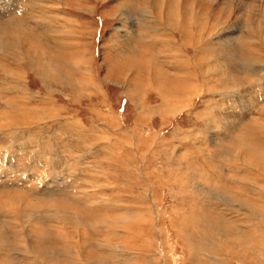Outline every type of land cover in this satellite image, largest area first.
Here are the masks:
<instances>
[{"label":"rangeland","instance_id":"374dc122","mask_svg":"<svg viewBox=\"0 0 264 264\" xmlns=\"http://www.w3.org/2000/svg\"><path fill=\"white\" fill-rule=\"evenodd\" d=\"M59 1L0 0L1 30L22 22L43 42L22 50V66L9 62L15 68L6 67L25 74L24 80L0 71V115L12 121L0 122V217L10 204L16 210L23 199L28 204L44 200L43 207L83 214L88 226L101 223L95 235L83 230L82 264H264V163L253 154H264L259 128L264 123V48L254 40L247 46L264 35V0ZM148 6L155 16L159 12L154 9L165 6L198 12L209 26L204 33L191 25L189 35L196 40L203 32L207 42L189 43L181 29L161 18L143 15L153 17L143 20L141 11ZM155 27L167 33L159 37ZM257 27L260 33L249 34ZM12 38L10 31L7 40ZM153 38L160 45L150 48ZM170 46L181 47L190 58L206 52L205 74L194 76L197 98L195 88L186 98L177 93L180 81L186 80V87L191 81L184 77L188 72L180 63L181 52L173 58ZM36 50L62 61L68 87L50 80L45 89ZM69 61H76V67ZM149 63L156 78L147 75ZM32 68L38 73L31 74ZM204 79L211 84L205 87ZM77 84L80 95L75 98L72 87ZM157 86L176 94L162 115L146 109L163 103L152 91ZM180 100L187 105L177 114L171 109ZM45 106H59L61 112L56 118L29 119L14 113L17 108L45 113ZM240 141L246 144L242 151ZM48 210L40 213L48 228H40L44 232L38 235L47 246L60 248L51 240L50 220L63 217ZM4 220L0 248L20 252L18 264L42 263L25 257ZM114 226L122 242L110 238L107 227ZM3 259L0 255V264ZM61 262L72 264L63 257Z\"/></svg>","mask_w":264,"mask_h":264},{"label":"bare ground","instance_id":"6f19581e","mask_svg":"<svg viewBox=\"0 0 264 264\" xmlns=\"http://www.w3.org/2000/svg\"><path fill=\"white\" fill-rule=\"evenodd\" d=\"M55 2H60L59 0H54ZM64 1V0H62ZM150 5V4H149ZM53 7V6H52ZM152 7L151 6H148V7H145L144 10H142L141 12H143V14H141V17L143 18V20H148L151 18H161L162 21L163 20H166L165 23L167 25H170L172 26V28H175V30L177 31V29H181L182 30V33L184 35V38L187 39V41L190 43V42H194L195 44H198V42H207V39L205 40L204 38V34L203 32L205 33V29L207 28V26H209V22L208 20H205L203 18L202 15H200L198 12H195L194 10L190 9L189 7H172V6H165V7H162L160 9H154L155 12H159V16H155V15H151L149 14L150 9ZM148 9V10H146ZM118 11V10H117ZM143 15H151L153 17H145ZM22 23V22H21ZM20 22L19 23H15L14 26L12 28H9L7 30H1L0 31V71L2 74H4L5 76L7 77H11V78H18L20 80H24L26 78L25 74H21V73H15L11 70H8L6 67H11V68H15V67H12L10 66V63L9 62H12V63H16L20 66L23 65L22 63V59L20 58V53L22 52L23 49L24 52L26 51H29V50H26V49H30L31 48V45L32 43H38L40 45H42V41L39 39H35L31 36L30 32H28L27 29L23 28L24 27V24H21ZM155 24V22H153ZM159 23V22H158ZM164 23V22H163ZM164 23V24H165ZM19 24V25H18ZM21 24V25H20ZM191 25H198L200 26L201 28H203V32L202 34L195 40L193 38V36H190L189 35V30L192 31V27H190ZM162 26V25H161ZM164 27V26H163ZM7 28V27H6ZM156 28V27H155ZM154 28V29H155ZM157 27L155 30V33L157 35H159V33L161 32H165V31H162L164 30L162 27ZM247 28V27H246ZM260 27H257V30H253V31H250L249 34H253L255 33L256 31L260 33V30L261 29H258ZM262 28V27H261ZM153 29V27H152ZM251 29V28H250ZM123 30V29H122ZM12 31V40L11 41H8L7 40V37H8V33ZM118 32V31H117ZM122 32V31H121ZM256 32V33H257ZM167 33V32H165ZM124 34V33H123ZM64 36V35H63ZM154 36V35H153ZM152 36V37H153ZM160 37V35H159ZM167 37V36H166ZM155 38H157L155 36ZM153 38L151 39V41L148 42V47H158L159 42H156V39ZM163 38V37H162ZM184 38L180 39L182 44L184 43ZM162 39L160 38V41ZM256 43H261L262 45H259L258 47H262L264 48V35L261 36V34L257 35V40L256 39H252V40H249V42L247 41V46H252L253 45V42L254 41ZM52 42V41H51ZM67 42V40H66ZM163 42V41H162ZM179 42V41H178ZM233 43H235L234 41H231ZM61 43V42H60ZM67 44V43H66ZM167 45V41H166V44ZM172 47V51H173V54L171 55L173 58L176 59V57H178V54L176 55V51L179 49V51L181 52V61L180 63L182 65H185L187 67L186 71L188 72L186 74V79H190L191 82H188L189 85H186L184 84L186 80H182L180 81V86H182L181 88L178 89L177 93L179 95H181L182 97H188L190 96V92L193 91V88H195L194 90V95H195V98H197L200 94L198 93V91L196 90L197 87H195V84H194V76H200V75H204L205 74V71H206V52L205 51H201L200 54H199V57L198 58H190L189 56L186 57L185 56V53H183V50L181 47H177V46H170ZM149 48V49H150ZM184 48V47H183ZM249 48V47H248ZM156 49V48H155ZM171 49V48H170ZM185 49V48H184ZM253 49V48H252ZM248 50H251V48H249ZM170 51V50H169ZM33 54L36 56V59H37V56L39 55L38 59L41 63V65L44 67L45 69V74H43V77L40 78V82L42 83V85L45 87V89H50L48 88L46 84L48 81H52L54 82V84H56V86H61L63 88H66L68 87V82H70V77L69 75L67 74H64V73H61L62 71V67H63V64H62V61L60 62H57L56 59H53V54L49 53V52H46V53H41L40 51L36 50V51H32ZM83 54V53H81ZM259 55H261V53L259 52ZM53 56V57H52ZM170 56V57H171ZM208 57V56H207ZM217 56H214V58H216ZM82 58V57H81ZM172 58V59H173ZM210 59V57H208ZM207 58V59H208ZM5 60V61H3ZM140 60V58H139ZM83 62V61H82ZM151 62V61H150ZM208 62V61H207ZM70 64H72L73 68L76 67V61H73V62H70ZM152 63V62H151ZM151 63H149V66H152ZM209 63V62H208ZM82 64V63H81ZM195 66H194V65ZM67 66V64H66ZM65 66V67H66ZM70 66V65H69ZM148 66V65H147ZM167 66V65H166ZM79 67V66H78ZM211 67V66H210ZM72 68V69H73ZM88 68V67H87ZM91 68V67H90ZM208 68V67H207ZM67 69V68H65ZM77 69L79 68H75L76 72H77ZM71 70V69H70ZM68 71V70H67ZM72 71V70H71ZM80 71V69H79ZM146 71H147V75L148 76H152L154 77L156 74V71L154 70V67H148L146 68ZM145 71V73H146ZM209 71V70H208ZM29 72L31 74H37L38 73V70L35 69V68H32L29 70ZM70 72V71H69ZM67 73V72H66ZM69 74V73H68ZM71 75V74H70ZM188 76V77H187ZM227 77V76H226ZM82 78V76H81ZM150 78V77H149ZM156 78V77H154ZM181 78V77H180ZM183 78V77H182ZM151 79V78H150ZM69 80V81H68ZM74 80V79H73ZM72 80V82H73ZM202 80V79H201ZM178 81V80H177ZM176 81V82H177ZM189 81V80H188ZM80 83V82H79ZM187 83V82H186ZM209 83L211 84V81L207 80V79H204L203 80V85L205 87H207L209 85ZM70 84V83H69ZM175 84V83H174ZM177 84V83H176ZM156 85V84H155ZM197 85V84H196ZM173 86V85H172ZM138 87V85H137ZM142 87V86H140ZM153 87V86H151ZM168 87V86H167ZM78 84L77 86L76 85H73L72 87V91L75 93L74 95H76L75 98H77V96L80 95V92L78 91ZM188 88H191V90H189ZM139 89V88H138ZM172 90V88H170ZM154 90H156L158 96H159V99L163 102L159 105V107H157L155 110H154V107H146V109L150 110L152 113H156V114H159V115H162L161 113H163L164 110H166V105L170 104L172 101L171 99L174 98V96L176 95H173L175 91H172L170 94L167 92H163L162 91V88H158L157 86V89H153V93H154ZM164 90V89H163ZM177 90V89H176ZM151 91V92H152ZM169 91V90H168ZM51 93V91H50ZM192 94V93H191ZM52 95V94H51ZM178 96V95H177ZM183 99V98H182ZM133 97H132V101L133 102ZM185 100V99H184ZM178 101V100H177ZM45 102V101H43ZM47 102V101H46ZM181 103V104H180ZM175 104V103H174ZM11 107H14V104H10ZM173 105V104H172ZM187 105V102L184 103L183 100H180L179 103L175 104L173 106V108L171 109V111L173 112H176L177 110H179V112L177 111V114L178 113H181V109ZM20 107H26L27 108H30V107H27V105L25 104H21V105H18ZM59 106H52V107H48V106H45L46 108V112H42L40 110H37V109H34V110H31V111H26L25 113H23L21 111L20 108H17L18 111L14 112V113H17V114H21L22 116L26 117V118H32L33 116H37L39 115L40 118L43 117V115L47 116V118H52V117H57V114H59L61 111V107L60 109L58 110ZM170 112V111H169ZM167 113V112H165ZM163 113V114H165ZM233 113V112H232ZM13 114V113H12ZM11 114V115H12ZM46 118V119H47ZM15 119V118H14ZM14 121V120H13ZM0 122L3 123V124H7V123H10L12 122L10 119H4L2 120V116L0 115ZM255 126V125H254ZM43 128V127H42ZM259 128L260 130L264 131V123L263 124H260L259 125ZM254 129V128H253ZM230 130V129H228ZM254 133V132H253ZM236 137V135H235ZM236 139V138H235ZM135 140V139H134ZM238 144V143H237ZM238 149L239 151H242L244 149H246V144L243 142V141H240L239 142V145H238ZM251 150V149H250ZM249 150V152H250ZM253 152V151H252ZM242 153V152H241ZM254 155L257 156V158L260 159L261 163H264V154H262L261 152H256L254 153ZM187 155V154H186ZM185 155V157H186ZM256 158V157H255ZM251 159H252V156H251ZM240 160V159H239ZM236 161V160H235ZM238 161V160H237ZM254 162V161H253ZM257 162V161H256ZM183 163V162H182ZM181 163V165H182ZM185 164V163H184ZM261 165V164H260ZM182 167V166H181ZM189 171V170H188ZM187 171V172H188ZM189 175V174H188ZM178 177V176H177ZM180 177V176H179ZM236 181V180H235ZM207 185H209L210 183H206ZM63 186V185H62ZM64 188V187H63ZM48 191L49 190H52V188L50 187H47L46 188ZM215 190V189H214ZM218 191V190H217ZM216 192V191H215ZM220 192V191H219ZM51 194V193H50ZM206 194V193H205ZM220 194V193H219ZM214 195V194H213ZM55 197V196H54ZM57 197V196H56ZM79 200V198L77 199ZM44 200H38L37 203H34V204H28L24 199H23V206L22 207H18L16 210L15 208L17 207L16 205L14 204H10L7 206V210H3L2 212V217H0V220H2L3 218L6 220H4L5 222H7L9 225H10V228L11 230L13 231L12 234H14V237H13V240L16 239V240H19L21 245H22V248L19 247V249L21 251L24 252L25 254V257L28 259L31 257V259L33 258H37L36 260H33V261H37L38 259L41 260L42 263L40 264H61V259L62 257L65 259V261H67L68 263H72V264H82L83 263V259H85L84 255H83V250H84V246L81 244V239L83 238V230L85 228L88 229V231L91 233V234H96V232L94 231L95 230H99V225L97 224H100L101 223H94L92 226L91 225H87V219H85L84 217H82V215H78L77 212L75 211H72V210H69L68 209H62L61 207L59 206H49L51 209H54V211L56 212L57 210V213H60L61 212V216L63 217L61 220H58L57 217H54L53 219H51V216L53 214L50 215V221H52L53 224H50L52 227H51V230L53 231L52 234H50L51 236V240L56 242L57 244L56 245H61L59 246L60 248H55L53 247L52 245L50 246H47V244H45L44 240L46 238H43L42 236L38 235V231L40 230V233H43L44 231H42L40 228L42 227H45V228H48V226H46V222L48 220H46V218L44 220L43 217L42 219L41 218V214L42 211L44 209H49L48 211H50L51 209L48 208V207H43L44 205H42V203L40 202H43ZM56 204L59 203V201L57 200L56 202H54ZM38 205H42V206H38ZM53 206V207H52ZM15 210V211H13ZM41 211V212H40ZM46 211V213L48 212ZM53 212V213H55ZM79 212V211H78ZM45 215V214H44ZM46 216V215H45ZM44 216V217H45ZM49 217V216H47ZM122 220V219H121ZM123 221V220H122ZM1 222V221H0ZM126 222V221H125ZM118 223V222H117ZM116 223V224H117ZM127 223V222H126ZM125 223V224H126ZM221 223V222H220ZM96 224V225H95ZM128 224V223H127ZM218 224V223H217ZM35 225H39L38 228L35 227ZM119 225V224H118ZM220 225H223V224H220ZM122 226V225H120ZM219 226V225H218ZM37 228L36 230L33 231L32 228ZM230 227V226H229ZM226 228V227H225ZM232 228V227H231ZM120 229V228H119ZM122 229V228H121ZM125 229V228H124ZM45 230V229H43ZM123 230V229H122ZM133 231V228L131 229ZM229 230V229H228ZM236 230V229H235ZM216 231V230H215ZM224 231V230H223ZM231 231V230H230ZM238 231V230H237ZM107 232L109 233L110 235V238H112L114 241H118V242H122L123 239H122V235H121V232L120 230H118L117 226H114L112 228L110 227H107ZM235 232V231H234ZM239 232V231H238ZM233 233V232H232ZM227 234V233H226ZM229 234V233H228ZM237 234V232H236ZM230 235V234H229ZM223 238V237H222ZM29 239H34L35 241H37V245L38 247L35 248L34 246H32L30 244V241ZM8 240H1V243H7ZM109 242L110 239L107 241V244L110 245V247H112ZM216 242V240H215ZM214 242V243H215ZM11 243V242H10ZM8 243V244H10ZM112 243V242H111ZM213 243V242H212ZM5 245V244H4ZM119 244H117L118 246ZM206 245V244H205ZM213 245V244H212ZM217 246V244H216ZM103 247V246H102ZM114 247V246H113ZM122 247V246H119V248ZM124 248V247H122ZM195 248V247H194ZM116 249V248H115ZM1 251H5L4 247L0 248V255H2L4 257V259L1 261V264H18V259L15 258L16 256V253L17 254H20V252L18 253L16 251V249L12 248L10 249L9 252H4V254L1 253ZM16 251V252H14ZM120 252H121V255H123L125 253V251H123L122 249H120ZM129 253V252H128ZM208 254V253H207ZM206 254V255H207ZM113 259H116L117 256H115L114 254L112 255ZM193 257V255H192ZM135 258V257H133ZM60 259V261H59ZM52 260H55L52 261ZM218 260V259H217ZM216 260V261H217ZM222 260V259H221ZM26 261H30V260H26ZM116 261H119V260H116ZM31 264H32V261H30ZM33 262V263H35ZM219 262V261H218ZM224 263V262H223ZM37 264V263H35ZM216 264V263H215ZM221 264V263H220Z\"/></svg>","mask_w":264,"mask_h":264}]
</instances>
